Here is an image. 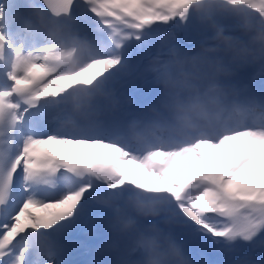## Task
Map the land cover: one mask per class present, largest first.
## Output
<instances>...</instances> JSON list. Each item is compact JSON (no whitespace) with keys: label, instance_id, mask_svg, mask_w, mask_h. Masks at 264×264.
Listing matches in <instances>:
<instances>
[{"label":"snow or ice","instance_id":"1","mask_svg":"<svg viewBox=\"0 0 264 264\" xmlns=\"http://www.w3.org/2000/svg\"><path fill=\"white\" fill-rule=\"evenodd\" d=\"M180 33L193 61L237 52L219 69L246 102L207 129L144 118L167 68L152 41L175 55ZM245 68L264 81V0H0V264H77L76 231L97 238L92 264H111L97 248L121 203L164 206L181 241L207 237L223 264H264V87Z\"/></svg>","mask_w":264,"mask_h":264},{"label":"clouds","instance_id":"2","mask_svg":"<svg viewBox=\"0 0 264 264\" xmlns=\"http://www.w3.org/2000/svg\"><path fill=\"white\" fill-rule=\"evenodd\" d=\"M232 26L242 44H248L252 33L243 29L238 21ZM207 46H215L214 42ZM157 56L167 68L159 73V90L144 118L158 120L171 127L180 128L188 119L200 128L207 129L231 115L246 98L235 95L231 75L219 69V65L231 66L235 49H223L209 53L206 58L193 61L195 53L186 49L175 55L159 46ZM121 212L108 210L103 217L105 239L97 248L98 256H111V264H179L177 252L191 262L183 242L176 236L177 227L164 206L159 209H131L121 203ZM132 223L125 226L124 220Z\"/></svg>","mask_w":264,"mask_h":264},{"label":"rangeland","instance_id":"3","mask_svg":"<svg viewBox=\"0 0 264 264\" xmlns=\"http://www.w3.org/2000/svg\"><path fill=\"white\" fill-rule=\"evenodd\" d=\"M180 35V37L182 38V39H185V37H184V34L183 33H180L179 34ZM154 41V40H153ZM152 41V44L151 45H153L154 44V42ZM158 41V40H157ZM190 42L191 40H184V42L183 43H185V42ZM137 60V59H136ZM135 60V61H136ZM259 75V74H258ZM260 77V76H259ZM264 85V81H262V86ZM129 96H130V94H128ZM97 238L96 237H94V236H89V239L87 240V241H85V242H83V241H80V242H76V243H74V245H73V250H72V254L70 255V259H72V260H74V261H76L77 263L78 262H80L85 256H86V254H87V250L91 247V246H93L94 245V243H95V240H96ZM199 242H198V241ZM185 242V241H187L186 242V244H184V246H185V249L187 250V254L189 255V252H191V250L189 251V249H192V248H197V249H199L198 250V252H195V251H192V252H194L195 254H196V258H194V257H190L191 258V264H202V261H207V264H212L211 263V261H209V260H211V258H213L214 256H212V257H208L207 256V253H208V250H210L211 248H210V240H208L207 239V237H204V236H200V237H198L197 239H195V241H194V239H191V240H189V239H184V240H182V242ZM192 241V242H191ZM183 242V243H184ZM201 242V243H200ZM189 243V244H188ZM193 243V244H192ZM199 243V244H198ZM202 244H203V246H202ZM186 245L188 246V247H186ZM193 245H194V247H193ZM201 245V246H200ZM199 246H200V248H199ZM191 247V248H190ZM202 247H204V248H202ZM189 248V249H188ZM211 251V250H210ZM200 252V253H199ZM221 250H219V252H218V255L220 254L221 255ZM212 255H215V253H211ZM218 255H216V258H215V262H214V264H223V261L221 262V260L219 259V257H218ZM198 256V257H197ZM34 259V261H35V257L33 258ZM93 259H96V257H93L91 260H90V264H92V261H93ZM209 259V260H208ZM197 260V261H196ZM221 262V263H220Z\"/></svg>","mask_w":264,"mask_h":264},{"label":"bare ground","instance_id":"4","mask_svg":"<svg viewBox=\"0 0 264 264\" xmlns=\"http://www.w3.org/2000/svg\"><path fill=\"white\" fill-rule=\"evenodd\" d=\"M133 57H136V55H134ZM142 89L141 88H139V87H137V90L134 92H132V93H130L131 94V97L132 98H134V100H135V98L137 97V95L139 94V92L141 91ZM101 233H103L104 234V230L103 229H101ZM102 234V235H103ZM189 240H191V239H189ZM194 241H195V239H194ZM198 241V240H197ZM200 241V240H199ZM198 241V242H199ZM184 242V241H183ZM186 242L187 241H185L183 244H186ZM192 242V241H191ZM201 243V242H200ZM189 244V243H188ZM193 244V243H192ZM199 244V243H198ZM201 246V245H200ZM200 246H199V248H200ZM202 246H203V244H202ZM186 247H188L187 245H186ZM193 247H194V245H193ZM191 248V247H190ZM198 248V247H197ZM197 248H192V249H189V251L191 250V252H189V256L192 258V257H194V258H196L195 256H196V254L194 253V252H192V251H195V252H198V250L199 249H197ZM202 248H204V247H202ZM201 249V248H200ZM186 252H187V250H186ZM200 253V252H199ZM198 257V256H197ZM197 261V260H196Z\"/></svg>","mask_w":264,"mask_h":264}]
</instances>
